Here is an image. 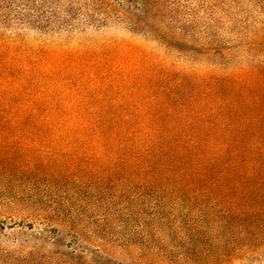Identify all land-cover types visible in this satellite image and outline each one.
<instances>
[{"label":"rangeland","instance_id":"rangeland-1","mask_svg":"<svg viewBox=\"0 0 264 264\" xmlns=\"http://www.w3.org/2000/svg\"><path fill=\"white\" fill-rule=\"evenodd\" d=\"M6 73L12 100L63 118L160 114L148 87L176 82L264 115V0H0ZM38 138L0 134V264H264V164L209 191L105 192L68 134Z\"/></svg>","mask_w":264,"mask_h":264},{"label":"trees","instance_id":"trees-1","mask_svg":"<svg viewBox=\"0 0 264 264\" xmlns=\"http://www.w3.org/2000/svg\"><path fill=\"white\" fill-rule=\"evenodd\" d=\"M19 82L21 78L9 73L1 78L0 134L34 133L39 138L68 134L73 159L78 154L85 157L86 180L90 185L100 181L102 191L126 193L124 185L131 188L142 182L158 190L182 193L193 182H202L200 189L209 191L213 180L226 175L257 178L256 168L264 164L262 109L255 105L257 114L232 113L246 106L219 103L216 98L214 103L207 102L213 88L200 89L197 83L188 87L181 82L155 84L148 88L157 96H168L156 105L160 114L63 118L39 110L33 101L12 100L19 95ZM179 91L182 96L177 95ZM226 151H230L228 157ZM3 154L0 149L1 158ZM239 164L248 170L243 171ZM216 165L221 169L216 171Z\"/></svg>","mask_w":264,"mask_h":264}]
</instances>
